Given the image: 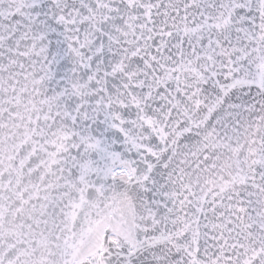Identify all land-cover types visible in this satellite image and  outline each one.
Here are the masks:
<instances>
[{"label":"snow or ice","instance_id":"obj_1","mask_svg":"<svg viewBox=\"0 0 264 264\" xmlns=\"http://www.w3.org/2000/svg\"><path fill=\"white\" fill-rule=\"evenodd\" d=\"M0 264H264V0H0Z\"/></svg>","mask_w":264,"mask_h":264}]
</instances>
